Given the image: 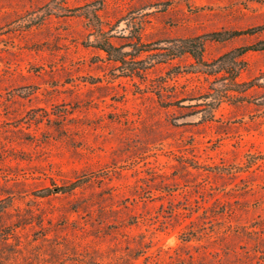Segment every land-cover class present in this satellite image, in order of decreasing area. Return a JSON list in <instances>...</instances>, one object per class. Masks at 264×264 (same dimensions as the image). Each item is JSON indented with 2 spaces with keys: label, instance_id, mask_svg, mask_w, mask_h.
<instances>
[{
  "label": "rangeland",
  "instance_id": "1",
  "mask_svg": "<svg viewBox=\"0 0 264 264\" xmlns=\"http://www.w3.org/2000/svg\"><path fill=\"white\" fill-rule=\"evenodd\" d=\"M260 25L264 0H0V264H264V48L213 110L232 76L171 55Z\"/></svg>",
  "mask_w": 264,
  "mask_h": 264
},
{
  "label": "trees",
  "instance_id": "2",
  "mask_svg": "<svg viewBox=\"0 0 264 264\" xmlns=\"http://www.w3.org/2000/svg\"><path fill=\"white\" fill-rule=\"evenodd\" d=\"M97 19V15H94ZM98 20V19H97ZM257 29H263L264 25L258 27H251L244 29L243 32H252ZM95 32L98 33L97 39L94 41V47L103 50L107 54V58L114 62H123L125 52L122 51L121 46H116L111 37L107 35V32L103 31L99 24L94 26ZM238 34V31H212L202 35H196L192 37L178 38L177 49L172 52V56H180L183 54H188L191 56L193 61L189 63L188 71L192 73H206L209 75H224L230 74L232 76L229 84L233 87H228L224 91H220L217 97L214 98L211 103V109H215L217 102L222 100L230 90H237L234 86L237 85L236 77L238 76V71L240 69L241 59L240 57L248 50H256L264 47H259L264 44V40H260L255 44L237 47L228 52L219 55L217 58L210 62H207L204 58L205 43L207 40H226L234 35ZM210 104V103H209ZM60 189V187H58Z\"/></svg>",
  "mask_w": 264,
  "mask_h": 264
}]
</instances>
